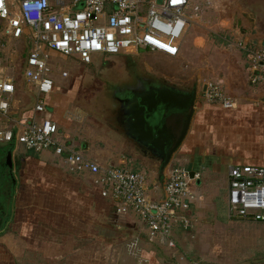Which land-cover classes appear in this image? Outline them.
<instances>
[{"label": "crops", "instance_id": "1", "mask_svg": "<svg viewBox=\"0 0 264 264\" xmlns=\"http://www.w3.org/2000/svg\"><path fill=\"white\" fill-rule=\"evenodd\" d=\"M261 3L264 4V0H250L244 9L246 21L236 16L237 41L264 47V7L260 9ZM20 41L27 49V60L31 50L30 40ZM51 56L68 59L55 53ZM98 59L109 63L128 60L124 56L111 60L99 56L95 61ZM229 66H235L234 72L220 73L218 83L224 93L234 100L235 106L226 109L212 105L197 94L187 133L171 160L175 162L178 159L187 164V170L194 172L198 178L193 186V204L184 214L191 227L185 230L177 224L174 229L177 248L171 249L152 241L136 217H128L118 227L115 205L102 197L91 176L70 175L64 157L50 151L35 153L13 143H0V264H33L31 258L60 264L95 247L105 251L112 249L107 254L108 264H209L206 259L210 254L217 256L210 264H264L258 259L263 248L256 255L245 250L238 257L230 244L233 238L237 239L231 231L224 233L221 239L215 238L217 243L213 242L209 251L202 248L199 258L185 252L181 242L194 234L199 225L197 220L204 214L199 211L215 202L212 195L214 182H211L214 176L225 174L229 192L230 168H264V80L253 83L250 59L242 51L241 57ZM4 78L9 77L0 74V80ZM9 79L15 85L14 80ZM57 85H62V81L61 84L56 82L53 94L45 98L48 112L41 118H51L58 124L60 135L63 134L62 137L69 141L72 137L84 139L82 143L78 139L72 142L77 151L101 166L122 165L131 160L144 169L153 170V175L157 176L154 183L161 185L157 165L137 151L128 149L123 138H120L118 151L107 138L108 133L104 136L98 132L100 138L93 140L89 133L94 129L87 127L81 111L71 109L73 100L62 95V89ZM15 88L10 116L19 120L34 118L35 88L26 83L23 74L20 88L16 85ZM4 122L8 120L0 118V124ZM225 204L227 216L224 224L253 225V221L230 216L228 195ZM218 222L222 225L221 221ZM137 238L140 252L130 255L127 245ZM254 238L264 240V234Z\"/></svg>", "mask_w": 264, "mask_h": 264}, {"label": "built area", "instance_id": "2", "mask_svg": "<svg viewBox=\"0 0 264 264\" xmlns=\"http://www.w3.org/2000/svg\"><path fill=\"white\" fill-rule=\"evenodd\" d=\"M192 0H0V20L10 40H30L24 79L35 88L36 101L31 119L11 115L16 88L12 80H0V143H13L35 153L53 152L64 157L67 172L91 176L103 198L115 205L117 226L136 217L152 240L175 249V226L191 227L184 214L190 210L195 193L191 172L168 167L163 185L153 183L139 172L121 164L106 167L77 151L69 139L59 137V126L46 115L45 98L53 94L51 53L74 58L91 66L99 56L153 53L178 58L191 28ZM198 11V7L194 8ZM250 59L253 83L264 80V47L241 41L237 47ZM68 78V73H62ZM203 99L223 108L235 106L220 86L208 85ZM40 117L41 119H38ZM229 213L232 218L264 223V168L234 166L229 170ZM130 255L140 252L139 240L132 239Z\"/></svg>", "mask_w": 264, "mask_h": 264}, {"label": "rangeland", "instance_id": "3", "mask_svg": "<svg viewBox=\"0 0 264 264\" xmlns=\"http://www.w3.org/2000/svg\"><path fill=\"white\" fill-rule=\"evenodd\" d=\"M249 2L250 0H192L190 10L191 28L178 58L174 59L153 53H143L134 56L135 59L128 61L116 60L109 63L106 60L105 62L99 61L100 63L98 62V64L93 63L91 66H85L74 58L54 57L51 59V67L53 69L52 79L55 84L56 82H60L61 84L62 81V85H57L62 89L60 93L63 92L62 95L73 100L70 104L72 106L71 109L81 111L80 115L85 117L87 127L94 129V132L89 133L94 138L93 140L100 138L99 133L104 136L108 133L107 138L114 145V149L117 150L118 144L121 145V137L106 127V124H111V126L114 125L113 127H115V123H111V114L115 108V104L110 101V104L105 106L106 103L104 101L98 103L97 99V93L104 91V89L100 90V86L104 85L103 72L106 70L108 73H111V68H121L125 63L127 64L125 67L130 70L128 62L130 64L131 62H135L142 70L153 71L179 87L190 90L196 87L199 90V97L203 99L208 85L219 86L220 73L231 72L230 74H232L234 72L235 66L229 65H233L235 59L241 57V49L239 46L237 47L241 41H237V35L235 34L237 29L235 18L239 16L243 21H246L244 19L246 17L244 9L247 8ZM195 7H198V11L194 10ZM26 57L27 49L23 42L10 40L5 34L4 24L0 20V74L13 79L17 88H20L22 84ZM100 69L104 71L99 72ZM64 72H67L69 75L66 79L61 77ZM106 91L116 92L117 87H115V84H111ZM94 111L100 115V118L94 114ZM62 136L63 134L59 135V137ZM75 139L78 138L72 137L71 141H75ZM83 140L80 139L79 143H82ZM128 154L131 153L128 151ZM129 162L122 164V167L145 175L148 179L149 188H152L154 180L157 177L153 175V170L144 169L139 163L137 165L134 164V161L129 160ZM115 165L119 164L116 163ZM170 166L189 169L187 164L179 162L178 159L175 162H171ZM167 171L165 174H167ZM211 182H214L212 190L214 192H212V195L215 202L199 211V213L204 214L197 220L199 225L195 231L193 230L194 234L186 237L187 241H181L182 245L184 244L185 252H189L192 256L199 258L200 255L198 253L202 251V248L209 251L211 244L213 242L217 243L214 241L215 238L221 239L224 233L231 231V234L237 237V239L233 238L230 244L232 249L237 252L236 255L238 257L245 250L253 255L258 254V250L264 249V240H257L254 236H262L264 234V225H256L254 221L253 225L246 224L244 226L241 224H224L227 216L225 203L227 195H229L225 174L214 176ZM209 206L210 209H208ZM218 220L222 222V225L219 224ZM245 221L249 222V220ZM226 244L228 245V243ZM108 251L111 252L112 249H106L105 251L98 247L91 248L88 252L65 259L60 264H108ZM196 253L197 255H195ZM208 256L206 263L209 264L213 263V260L217 257L212 254ZM31 259L33 264H48L47 260L41 258ZM258 259L264 263V251Z\"/></svg>", "mask_w": 264, "mask_h": 264}, {"label": "water", "instance_id": "4", "mask_svg": "<svg viewBox=\"0 0 264 264\" xmlns=\"http://www.w3.org/2000/svg\"><path fill=\"white\" fill-rule=\"evenodd\" d=\"M122 56L128 60L135 59L132 55H112L108 58L111 60ZM195 88L187 94L171 88L157 87L151 100L148 101H141L135 95L117 94V92L113 91L115 95L117 94L115 96L113 92L108 91L116 99L118 105L116 110L119 111L113 110L112 112V121L116 123L113 131L125 141L130 139L133 142H139L142 148L150 150L151 153L145 155L148 156L147 158L150 162L157 165L156 169L160 182L172 162V157L178 145L187 133L197 98ZM181 111H189L190 114L182 135L176 143L172 144L162 133V128L164 127L163 118L167 113L175 114ZM191 178H195L194 172L191 173Z\"/></svg>", "mask_w": 264, "mask_h": 264}, {"label": "flooded vegetation", "instance_id": "5", "mask_svg": "<svg viewBox=\"0 0 264 264\" xmlns=\"http://www.w3.org/2000/svg\"><path fill=\"white\" fill-rule=\"evenodd\" d=\"M262 7H264L263 3L260 4V9ZM99 61L102 62L101 60L98 59L95 61V64H98ZM128 64L130 66V70L125 68V65H127L126 63L121 68L120 67H117L116 69L111 68V73H108L106 70L104 71L103 69H100L99 72L104 71L103 72L104 74H102L104 85L100 86V90L104 89V91L97 93L98 103L104 101V103H106L105 106H107V104H110V101H112L115 104L114 110L118 108V105L116 103L117 101L114 98V96H111L109 92L106 91L108 90V87L111 84H115V87H117V91H116L117 94L119 93L123 95L126 94L135 95L137 98L139 97L141 101L151 100L153 96V92L157 90L156 89L157 87L171 88L174 89L175 91H179L187 94L190 93L191 90L193 89L192 88L190 90L188 88L179 87L175 83H171L167 78H163V76H160L159 74H156L153 71L147 69L142 70V68H140L135 62H131V64L128 62ZM195 92H197L198 94L197 88H195ZM117 94L115 95L114 93L115 96H117ZM94 114H96V116L100 118L99 117L100 115L97 112L94 111ZM189 114H190L189 111H181L175 114L167 113V115H165V117L163 118L164 127L162 128V133L164 137H166L170 142H172V144L176 143L180 138V136L182 135ZM101 119L103 120V118ZM111 123L114 124L115 122L112 121ZM106 125L107 128L113 130L114 125L113 126H111V124L110 125L106 124ZM121 130L124 131V129L122 128ZM126 144L128 146V149H133L138 153H140L141 155L145 156L146 158L148 156L145 154L151 153L148 148H142L139 142L136 141L133 142L130 139H128L126 140Z\"/></svg>", "mask_w": 264, "mask_h": 264}, {"label": "trees", "instance_id": "6", "mask_svg": "<svg viewBox=\"0 0 264 264\" xmlns=\"http://www.w3.org/2000/svg\"><path fill=\"white\" fill-rule=\"evenodd\" d=\"M162 181H161V185H164L165 181H166V174L164 175V177L161 178Z\"/></svg>", "mask_w": 264, "mask_h": 264}]
</instances>
